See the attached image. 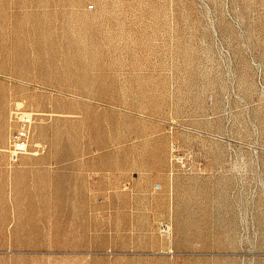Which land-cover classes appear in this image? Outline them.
<instances>
[{"label":"rangeland","instance_id":"1","mask_svg":"<svg viewBox=\"0 0 264 264\" xmlns=\"http://www.w3.org/2000/svg\"><path fill=\"white\" fill-rule=\"evenodd\" d=\"M0 264H264V0H0Z\"/></svg>","mask_w":264,"mask_h":264},{"label":"built area","instance_id":"2","mask_svg":"<svg viewBox=\"0 0 264 264\" xmlns=\"http://www.w3.org/2000/svg\"><path fill=\"white\" fill-rule=\"evenodd\" d=\"M31 117L24 118L19 127L12 132L9 139L10 160L17 162L29 148V129Z\"/></svg>","mask_w":264,"mask_h":264},{"label":"bare ground","instance_id":"3","mask_svg":"<svg viewBox=\"0 0 264 264\" xmlns=\"http://www.w3.org/2000/svg\"><path fill=\"white\" fill-rule=\"evenodd\" d=\"M9 5V4H8ZM123 110V109H122Z\"/></svg>","mask_w":264,"mask_h":264}]
</instances>
